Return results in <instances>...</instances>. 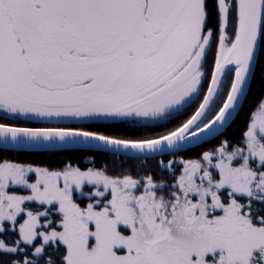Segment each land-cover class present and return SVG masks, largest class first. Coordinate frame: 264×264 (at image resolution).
Listing matches in <instances>:
<instances>
[{"label": "snow or ice", "instance_id": "1", "mask_svg": "<svg viewBox=\"0 0 264 264\" xmlns=\"http://www.w3.org/2000/svg\"><path fill=\"white\" fill-rule=\"evenodd\" d=\"M0 264H264V0H0Z\"/></svg>", "mask_w": 264, "mask_h": 264}, {"label": "trees", "instance_id": "2", "mask_svg": "<svg viewBox=\"0 0 264 264\" xmlns=\"http://www.w3.org/2000/svg\"><path fill=\"white\" fill-rule=\"evenodd\" d=\"M258 96H259V93H257L256 96H254V97L252 98V103H253V104L255 103V100L258 98Z\"/></svg>", "mask_w": 264, "mask_h": 264}]
</instances>
